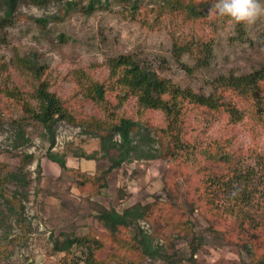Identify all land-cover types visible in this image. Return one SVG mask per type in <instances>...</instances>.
<instances>
[{
    "label": "rangeland",
    "instance_id": "1",
    "mask_svg": "<svg viewBox=\"0 0 264 264\" xmlns=\"http://www.w3.org/2000/svg\"><path fill=\"white\" fill-rule=\"evenodd\" d=\"M88 1L76 0L78 4L66 13L62 9L64 2L47 6L22 3L14 23L0 27V88L10 86L29 96L34 83L19 60L37 58L46 67L42 78L73 116V121L60 119L53 125L52 145L47 127L27 118L22 123L30 139L22 146L17 145L15 125L23 118L22 110L0 91V172L24 167L30 182L26 190L12 183L6 185L5 196L11 198L17 191L23 197L21 216L6 208L0 194L4 210L3 218L0 217V264H84L91 250L101 261L113 255L114 260L127 263L131 261L129 257L121 256V231L105 227L97 214L102 207L122 211L137 203L148 210L147 218L139 220L142 228L159 234L160 243L167 240V251L182 259L177 264H192L189 240L193 231L201 230L212 240L215 236L202 205L205 185L201 168H194L193 160L205 159L207 147L216 148L218 144L222 151L231 147L240 163L251 169L259 192H264V85L259 110L236 91L218 87L239 108L242 119L237 122L232 121L229 111L213 114L199 107L188 109L184 142L186 146L192 144L196 155L186 153L185 146L178 153L179 161L167 155L136 160L114 170H109L111 163L100 152L99 138L85 132L90 126L88 117L98 120L105 110L88 99L85 92L96 82L109 84V60L127 54L182 88L209 94L221 75L247 74L264 65V16L252 25L212 15L204 20L201 36L210 42L212 51L209 64L201 66L194 54H185L179 60L173 51V36L189 38L191 34V23L182 16L176 20L166 16L164 23L158 25L153 21V13L130 17L126 11L130 5L117 0H102L100 8L87 14L82 6ZM162 1L142 0L143 9ZM260 2L264 4V0ZM111 100L117 104L114 111L141 117L154 131L158 132L163 125L161 111H141L133 96L123 104L116 103L115 97ZM49 152L62 155L67 167L52 161ZM93 153H97V158L89 157ZM104 170H109L106 186L91 183L93 179L99 182ZM171 187L183 196L181 201H192L191 205L196 206L189 213L193 231L185 227L179 231L188 238L178 236L175 224L178 206L170 203L169 191L174 194ZM25 192L27 197L23 195ZM227 215L224 212L221 220L213 219L221 233L231 222ZM164 228L172 231L168 239L169 232L161 234ZM132 231L133 228H127L125 234L130 236ZM66 233L79 238L90 236V240L75 243L68 251L55 250V240L63 239ZM174 235L176 239L172 240ZM137 253L145 257L141 264H169L165 258ZM257 255L264 259V248ZM195 258L196 264H246L245 259L250 262L249 256L229 243L205 245Z\"/></svg>",
    "mask_w": 264,
    "mask_h": 264
},
{
    "label": "trees",
    "instance_id": "2",
    "mask_svg": "<svg viewBox=\"0 0 264 264\" xmlns=\"http://www.w3.org/2000/svg\"><path fill=\"white\" fill-rule=\"evenodd\" d=\"M117 1L125 6L130 5L126 9L130 17L134 18L137 14L148 15L153 13V21H156L158 25L164 23L166 16L172 17V19L182 16L183 20L191 23V34H189V38L173 36L175 56L180 60L185 54L191 53L195 55L199 65L206 66L209 64L212 46L209 41L204 40L200 30L206 25L204 20L211 16L209 9L216 0H164L153 3L150 8L146 9H143L142 0ZM26 2L38 6L64 2L62 9L65 10V13L78 4L76 0H0V27L2 29L14 23L19 6ZM101 5L102 0H89L87 4H83L82 10L91 14ZM108 63L111 67L108 78L110 83L96 82L86 89L87 98L102 105L105 110L103 111L104 115L98 117V120H95L96 118L93 116L88 117L90 126L85 132L99 138L100 152L111 163L109 170L119 169L124 164L136 160H154L167 155L173 161H179L181 157L178 153L184 151L186 147H188L185 150L186 153L196 155L192 144L189 143V146H186L187 142H184V131H186V124L190 116L188 109L199 107L213 114L229 111L233 122L242 119L239 108L234 107L231 98L219 91L218 87L224 86L236 91L246 100L251 101L254 108L259 110V97H261L260 93L263 92L264 85V65L247 74L221 75L217 79L218 84L215 90L209 94H204L189 88H182L170 79L162 77L152 68L143 65L131 55L123 54L113 57ZM19 65L28 72V76L34 83L28 92L30 95L24 96V92L20 89L16 90L10 86H1L0 88L1 93L8 99L15 101L22 110L23 118L16 121L15 125V142H19L17 145L22 146L30 139L22 123V121L30 118L47 127L52 145L55 143L53 125L60 119L73 121L72 113L65 108L63 100L50 89L49 83L42 78L46 67L37 61V58H21ZM118 95H122V97ZM131 96L136 98V104L141 111L159 110L163 113V125L159 127L158 132L154 131L147 122L141 121V117L138 118L136 115H127L124 112L113 110L117 104L112 102V97H115L116 103L123 104ZM232 109L239 114L232 112ZM259 115L262 113L259 112ZM204 153L207 154L205 159L193 160V166L196 169L201 168L200 174L203 176L201 180L202 184L205 185L203 188L205 191L202 192L205 200L202 205L206 208L210 228L215 233L213 240L201 230L193 231L189 213L196 206L191 205L192 201H181L183 196L179 194L180 192L176 194L177 190L175 189V191L173 187L171 188H173L174 194L169 191L170 197H172L170 203H175L178 206L175 224L179 238H188L186 234L179 232L181 228L185 227L189 231H193L192 239L189 240L191 248L189 261L196 264V254L205 245L229 243L235 245L243 255L249 256L247 259L250 262L248 263L245 259L246 264H264V259L257 255L258 251L264 248V192H259L254 183L251 169L240 163L236 151H232L231 147L229 150L222 151L217 144L216 148L207 147ZM96 156L97 153H93L89 157L93 159L97 158ZM49 158L58 162L61 167H67L65 158L59 153L49 152ZM220 165L225 167L222 168ZM23 168L18 167L5 173L0 172V194L5 199V206L11 213H20V216L21 207L22 210L24 208L21 202L23 197L15 191L13 197L9 198L5 196V189L6 185L12 183L16 188L26 190L30 182L27 179L29 175ZM109 170H104L102 178L98 179L99 182L93 179L91 183H101V185L106 186ZM23 195L27 197L26 192ZM2 209L3 207L0 205V217L4 212ZM147 212L148 210L141 203L122 211L113 207H102L97 214L100 222L113 232L121 231L120 239L123 242L121 256L129 257L131 261L124 263L114 260L113 255L111 258L107 257L101 261L94 250H91L84 264H141L145 257L139 256L138 251L143 256L165 258L169 264L181 262V258H176L167 251L165 247L167 240L165 243H160L159 234L142 228L139 220L146 219ZM224 212L228 213L227 217H231V222L229 227L221 233L214 225L213 219L218 217L221 220ZM127 228H133L130 236L125 234ZM166 232H169V235L166 236L168 239L172 231L164 228L161 234ZM64 236L63 239L55 240V250L68 251L75 243L83 244L90 240V236L79 238L67 233ZM175 239L176 235L172 236V240Z\"/></svg>",
    "mask_w": 264,
    "mask_h": 264
},
{
    "label": "clouds",
    "instance_id": "3",
    "mask_svg": "<svg viewBox=\"0 0 264 264\" xmlns=\"http://www.w3.org/2000/svg\"><path fill=\"white\" fill-rule=\"evenodd\" d=\"M209 14L252 25L264 16V4H261L260 0H216L211 5Z\"/></svg>",
    "mask_w": 264,
    "mask_h": 264
}]
</instances>
